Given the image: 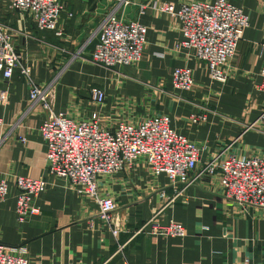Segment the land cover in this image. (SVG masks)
<instances>
[{
	"label": "crops",
	"instance_id": "1",
	"mask_svg": "<svg viewBox=\"0 0 264 264\" xmlns=\"http://www.w3.org/2000/svg\"><path fill=\"white\" fill-rule=\"evenodd\" d=\"M62 1L60 35L38 30L25 14L0 2V22L10 26L36 83L54 80L55 112L67 111L79 120L98 110L101 124L110 129L119 120L138 122L167 114L172 128L206 147L195 174L226 147L239 154L264 152V132L255 122L264 105V93L255 88L263 58L264 0H228L248 15L249 26L223 84L177 47L182 38L179 23L159 10L163 2L178 10L189 0H130L122 6L123 20L147 27L146 42L137 63L113 68L89 58L94 33L118 0ZM181 66L193 70L194 85L187 91L171 85L174 68ZM94 87L106 93L101 106L90 100ZM192 114L204 118L193 122ZM46 115L40 106L29 108V89L19 70L10 78L0 71V178L8 182L0 203V242L25 247L30 264H264V208L237 207L222 195L214 176L205 173L170 203L173 190L167 177L153 175L144 158L100 179L101 193L116 204L110 216L117 237L112 223L99 215L98 205L53 176L36 199L39 212L19 223L13 179L46 177V145L38 133ZM155 214L160 224L180 222L185 236L137 233Z\"/></svg>",
	"mask_w": 264,
	"mask_h": 264
},
{
	"label": "built area",
	"instance_id": "2",
	"mask_svg": "<svg viewBox=\"0 0 264 264\" xmlns=\"http://www.w3.org/2000/svg\"><path fill=\"white\" fill-rule=\"evenodd\" d=\"M10 9L25 14L41 31L60 35L58 21L64 11L62 0H0ZM130 0H118L115 8L104 17L95 31V43L90 61L107 68L137 63L145 44L147 27L138 21H125L114 11ZM159 10L175 18L182 38L177 47L187 50L189 56L203 63L212 80L221 84L228 78V65L234 57L244 30L249 26L248 15L228 0H189L174 10L171 3L163 2ZM71 16V14H70ZM262 63L258 72L260 82L256 90L264 93V38L261 41ZM15 70L29 89V108L40 106L47 115L38 128L46 145V177L33 178L16 175L15 214L19 223L39 212L38 195L51 185L53 176L65 187L86 197L99 207V215L111 225V212L116 204L101 193L99 182L103 176L114 175L131 168L138 158H144L153 175L164 174L173 195L169 202L182 196L188 186L202 174L214 176L216 184L228 200L242 209L264 208V152L239 154L220 149L205 161L195 174L206 149L171 127L167 114L145 117L138 122L119 120L112 129L101 124L98 110L84 119L76 120L67 111H54L55 88L53 81L46 85L36 83L30 66L23 60L14 43L10 26L0 22V71L10 78ZM193 70L188 66L175 67L171 85L187 91L194 85ZM90 100L101 106L106 93L100 88L90 89ZM202 114H192L193 122L203 120ZM264 132V105L255 120ZM8 192V182L0 178V203ZM156 214L137 231H147L159 237L185 236L180 222L156 221ZM112 234L119 230L112 223ZM123 245L119 247L122 248ZM0 264H30L25 247H9L0 242Z\"/></svg>",
	"mask_w": 264,
	"mask_h": 264
},
{
	"label": "rangeland",
	"instance_id": "3",
	"mask_svg": "<svg viewBox=\"0 0 264 264\" xmlns=\"http://www.w3.org/2000/svg\"><path fill=\"white\" fill-rule=\"evenodd\" d=\"M117 5V4H116ZM116 7V6H115ZM115 7H113V8H115ZM112 8V9H113ZM123 8L124 7H121V8H117L115 11H114V13H115V15L118 17V18H122V17H120L119 16V13H120V11L122 12V10H123ZM125 21H127V20H125ZM145 42H146V40H145ZM145 45V44H144ZM144 48V47H143ZM141 57H142V54H141ZM141 59V58H140ZM132 65V64H131Z\"/></svg>",
	"mask_w": 264,
	"mask_h": 264
}]
</instances>
